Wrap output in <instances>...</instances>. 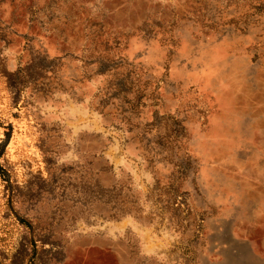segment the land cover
<instances>
[{
    "label": "rangeland",
    "instance_id": "374dc122",
    "mask_svg": "<svg viewBox=\"0 0 264 264\" xmlns=\"http://www.w3.org/2000/svg\"><path fill=\"white\" fill-rule=\"evenodd\" d=\"M0 264H264V0H0Z\"/></svg>",
    "mask_w": 264,
    "mask_h": 264
},
{
    "label": "trees",
    "instance_id": "16d2710c",
    "mask_svg": "<svg viewBox=\"0 0 264 264\" xmlns=\"http://www.w3.org/2000/svg\"><path fill=\"white\" fill-rule=\"evenodd\" d=\"M1 40V39H0Z\"/></svg>",
    "mask_w": 264,
    "mask_h": 264
}]
</instances>
